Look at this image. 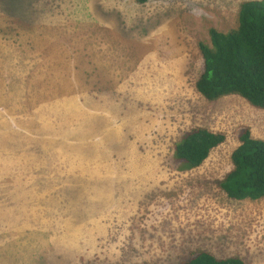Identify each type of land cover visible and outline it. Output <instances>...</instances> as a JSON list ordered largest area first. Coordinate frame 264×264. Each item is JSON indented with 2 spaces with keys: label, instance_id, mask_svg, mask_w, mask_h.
<instances>
[{
  "label": "rangeland",
  "instance_id": "1",
  "mask_svg": "<svg viewBox=\"0 0 264 264\" xmlns=\"http://www.w3.org/2000/svg\"><path fill=\"white\" fill-rule=\"evenodd\" d=\"M243 1L0 0V264H264V197L218 186L264 109L195 87ZM196 126L225 140L179 171Z\"/></svg>",
  "mask_w": 264,
  "mask_h": 264
},
{
  "label": "trees",
  "instance_id": "2",
  "mask_svg": "<svg viewBox=\"0 0 264 264\" xmlns=\"http://www.w3.org/2000/svg\"><path fill=\"white\" fill-rule=\"evenodd\" d=\"M144 3L146 0H136ZM11 13V12H10ZM19 15L11 13L10 16ZM17 15V16H18ZM15 17V16H14ZM19 18H25L22 14ZM202 72L196 90L206 99L236 94L253 106L264 109V0L240 3L237 26L228 31L209 29V43L199 42ZM225 135L205 127H192L174 144L177 170L201 165ZM239 143L231 152L232 168L218 186L233 199L264 197V138L242 129ZM181 264H245L236 256L217 258L208 251L194 252Z\"/></svg>",
  "mask_w": 264,
  "mask_h": 264
},
{
  "label": "crops",
  "instance_id": "3",
  "mask_svg": "<svg viewBox=\"0 0 264 264\" xmlns=\"http://www.w3.org/2000/svg\"><path fill=\"white\" fill-rule=\"evenodd\" d=\"M256 264H258V263L256 262Z\"/></svg>",
  "mask_w": 264,
  "mask_h": 264
}]
</instances>
